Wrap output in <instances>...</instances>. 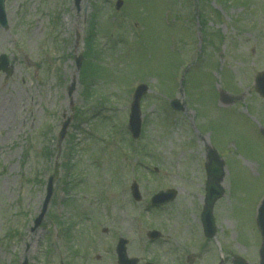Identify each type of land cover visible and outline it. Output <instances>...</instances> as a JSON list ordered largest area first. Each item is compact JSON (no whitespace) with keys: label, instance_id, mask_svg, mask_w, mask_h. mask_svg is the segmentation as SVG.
<instances>
[{"label":"rangeland","instance_id":"374dc122","mask_svg":"<svg viewBox=\"0 0 264 264\" xmlns=\"http://www.w3.org/2000/svg\"><path fill=\"white\" fill-rule=\"evenodd\" d=\"M115 1L5 0L0 54L14 72L0 73V264H116L119 236L139 264H258L264 99L252 81L264 70V0H122L119 10ZM141 82L150 91L134 140L127 112ZM211 147L224 160L225 195L208 239L200 212ZM55 163L52 199L31 231ZM166 188L176 198L150 207ZM149 229L162 237L150 242Z\"/></svg>","mask_w":264,"mask_h":264},{"label":"water","instance_id":"95a60500","mask_svg":"<svg viewBox=\"0 0 264 264\" xmlns=\"http://www.w3.org/2000/svg\"><path fill=\"white\" fill-rule=\"evenodd\" d=\"M120 5H121V1H118L117 7H119ZM0 24H2L3 26H5L6 24L3 0H0ZM80 58L77 59V67H79V64H80ZM1 69L6 72L7 77H9L12 73V67H8L7 60H5L4 56L0 57V70ZM254 82H255L256 90L262 96H264V72L257 74L255 76ZM71 89H70V92H71ZM145 89L146 88L144 85L138 86L133 96V102L131 105V110H130L131 112H130L129 126H128L133 137H137L140 132L139 98L145 92ZM172 106L174 108L177 107V109H182V106L179 104L178 100L173 101ZM68 122H69V119H67L63 123L61 133L59 135L60 138L63 137L65 128L67 127ZM207 160H208L207 174H208L209 181L207 183V188H206V198H205V204H204V208L202 212V223H203L205 234L207 236H212L214 232L213 219H212V214H211L212 205L214 201L217 198H219L223 193L222 189L217 184L221 180L222 164L220 161H218L217 157L213 153L209 154ZM56 174H57V171H55L54 174L51 175L49 178L47 195L43 203L41 214L35 221V227L39 225L43 217V214L46 210L48 201L51 197L52 190H53L52 189L53 178L56 176ZM132 194L135 196V198L137 199L139 198L137 194V186L135 185H133L132 187ZM174 196H175V192L172 190H169L166 192H160L153 197L152 203L154 205L162 204V203L168 202L169 200H172ZM257 225L259 227V230L262 236V246L260 249V257H261L260 264H264V204H262V206L258 210ZM151 234H154V233H151ZM125 243H126L125 240L123 239L119 240L117 250H116L118 254V263L119 264H135L137 262L136 259H128L126 256L125 246H124Z\"/></svg>","mask_w":264,"mask_h":264}]
</instances>
